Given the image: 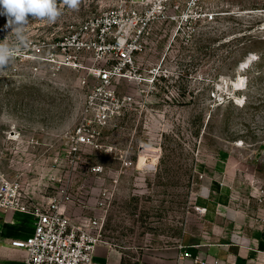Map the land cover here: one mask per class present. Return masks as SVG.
Instances as JSON below:
<instances>
[{
  "label": "rangeland",
  "instance_id": "obj_1",
  "mask_svg": "<svg viewBox=\"0 0 264 264\" xmlns=\"http://www.w3.org/2000/svg\"><path fill=\"white\" fill-rule=\"evenodd\" d=\"M138 2L165 7L136 57L144 81L117 82L121 114L79 148L94 75L116 61L81 48L91 40L84 27L131 1L70 10L57 0L62 15H29L23 43L0 7V42L17 47L0 71V173L22 184L31 207L66 189L75 223L128 250L201 234L220 197L264 225V0Z\"/></svg>",
  "mask_w": 264,
  "mask_h": 264
},
{
  "label": "built area",
  "instance_id": "obj_2",
  "mask_svg": "<svg viewBox=\"0 0 264 264\" xmlns=\"http://www.w3.org/2000/svg\"><path fill=\"white\" fill-rule=\"evenodd\" d=\"M130 1V6L123 4L107 11L84 27L91 40L81 44V48L101 54V59L115 54L116 61L110 68L100 69L94 75L98 79V85L72 139L78 148L94 145V135L101 133L114 117L121 114L122 105L116 96L117 82L120 79L144 81L138 76L136 57L146 49L153 36V24L163 15L165 7L159 3L148 8L147 3ZM208 18L212 20L213 16ZM183 22L193 28V21L189 16L184 15ZM58 46L65 48L66 43ZM72 58L69 56V59ZM89 112L93 114L91 120L88 119ZM94 172L102 173L103 170L94 169ZM71 197L66 189H62L59 196L45 208L31 207L25 201L22 184L0 173V217L3 213L12 212L32 216L34 219L33 234L25 240L11 243L14 248L26 252L24 264H95L96 248L104 242L100 236L71 219L68 214ZM188 258H192V255L183 251L178 261L183 262ZM194 262L208 264L197 257ZM212 264L219 263L215 261Z\"/></svg>",
  "mask_w": 264,
  "mask_h": 264
},
{
  "label": "crops",
  "instance_id": "obj_3",
  "mask_svg": "<svg viewBox=\"0 0 264 264\" xmlns=\"http://www.w3.org/2000/svg\"><path fill=\"white\" fill-rule=\"evenodd\" d=\"M204 219L201 234L186 232L177 245L165 248L128 250L100 244L94 254L95 264H197L194 258L212 264H264V225L247 210L233 207L230 198H217ZM222 201L220 203L219 201ZM69 214V212H68ZM34 219L20 213L0 217V264H24L26 252L11 243L33 234ZM180 247H183L181 250ZM187 251L192 258L178 261Z\"/></svg>",
  "mask_w": 264,
  "mask_h": 264
},
{
  "label": "clouds",
  "instance_id": "obj_4",
  "mask_svg": "<svg viewBox=\"0 0 264 264\" xmlns=\"http://www.w3.org/2000/svg\"><path fill=\"white\" fill-rule=\"evenodd\" d=\"M62 3L70 10H78L81 0H62ZM3 14L8 17L6 28H12L18 41L23 43L25 37L24 29L28 24V16L36 20H46L55 23L62 15L57 5V0H0ZM11 33V34H12ZM8 36L0 42V71L9 65L17 47H12L7 42Z\"/></svg>",
  "mask_w": 264,
  "mask_h": 264
},
{
  "label": "water",
  "instance_id": "obj_5",
  "mask_svg": "<svg viewBox=\"0 0 264 264\" xmlns=\"http://www.w3.org/2000/svg\"><path fill=\"white\" fill-rule=\"evenodd\" d=\"M250 63H251V61H249V62L247 63V65L250 64Z\"/></svg>",
  "mask_w": 264,
  "mask_h": 264
}]
</instances>
